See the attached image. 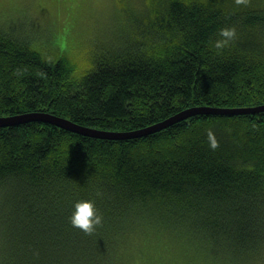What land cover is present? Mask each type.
<instances>
[{"label":"trees","instance_id":"16d2710c","mask_svg":"<svg viewBox=\"0 0 264 264\" xmlns=\"http://www.w3.org/2000/svg\"><path fill=\"white\" fill-rule=\"evenodd\" d=\"M128 1L90 59L0 28V117L130 132L192 107L264 105V0ZM82 198L101 215L91 232L69 219ZM143 241L196 264H264V110L128 138L0 126V264H131L125 248L140 255Z\"/></svg>","mask_w":264,"mask_h":264},{"label":"rangeland","instance_id":"374dc122","mask_svg":"<svg viewBox=\"0 0 264 264\" xmlns=\"http://www.w3.org/2000/svg\"><path fill=\"white\" fill-rule=\"evenodd\" d=\"M119 1L0 0V28L3 27L6 31L19 34L35 43L36 47L42 49L43 52H56L58 46L66 47L69 48L68 52L72 51L77 59L79 57L90 59L101 51L98 50L101 46L98 42L100 40L96 38L109 32L107 30L111 26L114 25L112 30H115L116 27H121L126 22L125 16L118 21L116 15L118 11H121L122 6L127 8L131 4L128 0H123L122 3ZM135 1L139 6H141V1L143 3V0ZM131 8L133 13V6ZM136 9L135 15H139L141 10ZM113 33L114 31H111V35ZM88 63L85 62V64ZM81 67L87 66L81 65ZM130 249L131 253L128 254ZM142 249L143 253L138 255L137 249L125 248V256L130 257L131 264H196L197 262L188 260L183 250L177 245L171 248L159 245L147 250V242L143 241ZM144 251L148 252V255Z\"/></svg>","mask_w":264,"mask_h":264},{"label":"water","instance_id":"95a60500","mask_svg":"<svg viewBox=\"0 0 264 264\" xmlns=\"http://www.w3.org/2000/svg\"><path fill=\"white\" fill-rule=\"evenodd\" d=\"M261 110H264V105L257 106V107L241 108V109H231V110L221 109V108H209V107L207 108L192 107L164 121L153 124L146 128H142V129L130 131V132H112V131H105L101 129L91 128V127L80 125L67 118L60 117V116H57L49 112H39V111L20 114V115H14V116L0 117V126H5L9 124H14V123L27 122V121L40 120V121L50 122L57 126H60L68 130L78 132L84 135H88L91 137L128 138V137L141 136L143 134H147L149 132L162 129L168 126L169 124L177 122L195 113H204V112L206 113H238V112H256V111H261Z\"/></svg>","mask_w":264,"mask_h":264},{"label":"clouds","instance_id":"9594fccd","mask_svg":"<svg viewBox=\"0 0 264 264\" xmlns=\"http://www.w3.org/2000/svg\"><path fill=\"white\" fill-rule=\"evenodd\" d=\"M224 37L234 36V30L225 28L221 33ZM227 40L217 41V47L227 44ZM215 147V141H213ZM73 226L80 228L86 232L93 231L95 225L101 221V215L97 207L96 200L93 198H82L74 202L73 210L69 217Z\"/></svg>","mask_w":264,"mask_h":264}]
</instances>
